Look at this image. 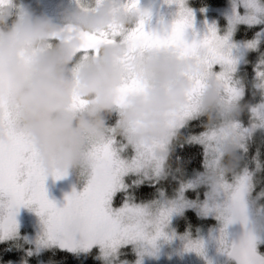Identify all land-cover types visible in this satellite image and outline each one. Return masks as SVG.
Instances as JSON below:
<instances>
[{"label": "snow or ice", "instance_id": "1", "mask_svg": "<svg viewBox=\"0 0 264 264\" xmlns=\"http://www.w3.org/2000/svg\"><path fill=\"white\" fill-rule=\"evenodd\" d=\"M170 2H175L179 8L170 30L163 33L146 31L147 13H141L138 23L130 30L113 24L108 30L86 34L85 44L79 51L85 58L88 54L98 55L100 44L112 43L123 36L129 50L122 62L129 68L138 54L154 50L172 51L180 58H191L201 71L189 76L193 83L185 94L186 102L168 114V136L151 144L134 145L136 156L130 162L120 158V149L115 147V135L111 129L102 143H90L87 152L91 161L90 179L82 192L73 191L66 196L67 203L63 207H57L47 196L45 181L49 174L41 168L37 152L27 134L20 130L18 108L9 106L0 98V242L16 238L19 208L35 205L33 210L41 218L43 226V243L73 253L86 252L99 245L105 255H110L119 246L130 242L154 246L157 239L165 236L163 229L171 214L191 205L181 194L179 202L159 208L153 216L148 206L130 203L125 195L123 206L113 207L119 194H126L130 187L142 183L141 180H133L129 185L125 177L131 174L149 179L151 173V177L156 178L155 183L166 172L173 142L178 141L186 123L200 112V97L207 87L209 77L221 83V99L225 108L231 109L238 103L243 96V88L238 85L235 74L246 53L258 51L264 42V28L253 39L242 44L235 42L232 37L239 25L252 27L264 24V0H233L229 27L223 35L211 25L202 36L196 34L191 40L187 38V32L193 28V11L185 7V0ZM124 7L129 11H139L138 0H128ZM255 72L257 83L254 87L264 92V54H261ZM144 87V83L137 77L129 76L118 89L117 107L124 106L129 95L141 92ZM86 103L82 98L73 97L74 108L83 107ZM251 111L256 115L261 114L264 112V103L253 107ZM261 120L264 126V117ZM240 127L235 120L222 119L220 124L210 130L206 129L193 139L214 152L218 164L223 141L232 136L237 137ZM183 147L180 144L176 149V159L179 161L184 159L180 154ZM66 174L60 171L51 173L55 179H61ZM193 187L189 183L182 192ZM251 190L247 173H241L235 183L228 182L221 174L213 195L223 191L227 196L226 203L212 207L204 205L205 212L214 211L223 221L219 238L221 250L237 264H264V257L257 252L259 238L248 228L247 198ZM236 222L245 227L244 235L238 244H228L226 230ZM187 250L203 254V242H189Z\"/></svg>", "mask_w": 264, "mask_h": 264}, {"label": "clouds", "instance_id": "2", "mask_svg": "<svg viewBox=\"0 0 264 264\" xmlns=\"http://www.w3.org/2000/svg\"><path fill=\"white\" fill-rule=\"evenodd\" d=\"M140 18V10H126L120 0H96L93 7L67 0L55 13L0 0V98L18 108L20 130L46 173L90 167L88 145L102 143L110 129L132 145L168 136V114L186 102L193 83L189 76L201 71L195 60L154 50L138 54L129 68L122 62L129 50L123 36L100 44L98 55L85 58L79 51L86 34L113 24L128 30ZM132 75L145 87L117 107L118 89ZM222 91L219 81L207 79L199 106L209 124L239 114L236 108H225ZM74 96L86 105L74 108ZM113 115L117 120L110 127ZM237 145L236 136L224 142L225 173L237 163Z\"/></svg>", "mask_w": 264, "mask_h": 264}, {"label": "rangeland", "instance_id": "3", "mask_svg": "<svg viewBox=\"0 0 264 264\" xmlns=\"http://www.w3.org/2000/svg\"><path fill=\"white\" fill-rule=\"evenodd\" d=\"M123 1L124 0L120 1V3L123 4ZM163 1L168 5V7L173 6L174 4L170 2V0ZM185 1L188 2L189 0ZM66 2L67 0H19L18 4L21 9L27 7L35 12L47 11L49 13H55ZM71 2L73 5L93 7L96 3V0H71ZM232 6L233 0H226L225 4L220 8L198 10L189 7L188 9H191L194 13L193 28L190 29L191 37L194 38L196 34L202 36L206 32L207 27L211 25H214L218 32L223 35L229 27V17L232 13ZM241 11H243V9H241ZM242 26L249 27L242 24L239 25L237 29ZM252 27L258 28V31L256 32L257 34L262 28H264V24ZM235 33L232 37L235 42L241 44L245 42L236 40ZM246 55L243 57L238 70L244 65ZM259 56L260 57H257L255 60V65H257L258 61L261 59V54ZM235 77L238 85L243 88L242 79L238 77L237 73L235 74ZM258 91H260L261 94V101L257 105L264 103V92L261 90ZM239 101L233 108L238 109ZM238 115L236 117L222 116L215 124L207 127L206 129L210 130L217 126L221 123L222 119L235 120L240 124L241 127L239 130V135L237 136L238 145L236 153V166L241 167L242 163L240 162V159L245 157L247 154V144L249 137L254 132H258L260 136L263 135L264 137V126H262L261 120V117H264V112L256 115L251 111V116L249 117L250 122L249 124L246 123L245 125L240 122ZM200 116H203L201 112H199V114L194 119ZM205 130L191 138V141L203 147L204 162L202 170L193 173L185 181L174 180L178 182V186L172 191V194L166 195L164 192L159 190L157 196L153 200L146 203H134L136 205L148 206L153 216L156 214L159 208L171 206L173 202H179L181 194L185 200L191 202V205L182 207L180 210L171 214L167 225L163 229L165 236H161L159 239H157L154 246L141 242H130L126 245L119 246L117 251L110 255H105L99 245L93 246L90 250L95 248L98 250L99 258L101 259L102 264H232L226 252L221 250V245L219 243L221 229L223 228V221L218 218L216 212H205L204 205L207 204L208 206L212 207L216 204L223 205L226 203L227 196L223 193V191H219L215 196L213 195L214 190L217 189L219 183V176L223 174L228 182L235 183L236 178L241 173H247L250 176V186L252 188L247 198L249 218L248 228L258 236L259 240L257 243V251L264 256V251L260 249L261 246H264V207L262 204L264 199V187L261 188L258 184L259 165L257 159L256 157L252 158L250 164L251 168L249 170L239 169L238 171L231 170L225 173L222 167L225 156L224 142L230 137L225 139L222 143V156L219 158V163L217 164L216 154L211 150L206 149L201 143H198L195 139H193L205 132ZM90 146L91 145L89 144L88 149ZM115 147L120 149L118 154L121 159L130 162L136 156L134 145L128 143L126 138L122 136L115 135ZM90 176V167H77L71 169L61 179H55L51 174H49L45 181L47 196L57 205V207H63L67 203L66 196L71 195L73 191L82 192L87 186ZM164 176L165 173L160 179H162ZM149 177V179H145L143 175L136 176L130 174L129 176L125 177V181L129 185H131L133 180H141L142 183L149 184L157 183H154L156 178L151 177V173H149ZM189 183L193 184L194 187L190 190L182 192L184 186ZM188 192L192 197L188 196ZM34 208L35 205L31 207L21 206L18 210L16 216L19 225L18 234L16 238L10 240L14 242L15 250L19 253L20 257L22 256L24 258L18 261H12L8 264H47L41 258L43 254L42 252L51 248H59L58 246H50L42 242L41 237L43 234V226L41 223V218L33 210ZM186 211L194 212L198 219L207 222L208 225L205 227L197 225L194 229L186 228L183 232L179 233L177 229L178 221L183 217ZM226 231L227 242L228 244H231L233 224L229 225ZM196 241L203 242V254H198L195 251L187 250V245L189 242ZM125 247L130 248L131 251L128 255L130 257H134L133 260L130 257H126L124 259L120 258V252ZM89 251H78L74 254L85 255Z\"/></svg>", "mask_w": 264, "mask_h": 264}, {"label": "trees", "instance_id": "4", "mask_svg": "<svg viewBox=\"0 0 264 264\" xmlns=\"http://www.w3.org/2000/svg\"><path fill=\"white\" fill-rule=\"evenodd\" d=\"M19 1V0H18ZM226 0H189V7L192 9H213L220 8L225 4ZM258 28L255 27H239L235 33V39L238 41L251 40ZM264 54V42L260 44L258 51H250L245 57L244 65L238 70L237 75L242 79L243 96L238 104L239 120L244 125L249 124L251 116V109L255 107L261 101V94L254 85L256 84V65L255 60L260 57V54ZM110 122V120H109ZM213 124H209L204 116L197 117L196 119L189 121L185 125V129L180 133L178 141L173 142L172 151L168 159L167 170L165 176L160 179L156 184L142 183L137 186L129 188L128 192L119 194L113 203V207H121L125 202V195L129 198V202L132 203H146L153 200L159 190L166 195L172 194L173 190L178 186L179 181H185L190 175L195 172L201 171L204 162V150L203 147L197 143L191 141V138L198 135L207 127ZM183 144V151L180 153L184 159L179 161L176 159L177 147ZM248 149L245 157L240 159L241 167H237L236 164L232 170L250 169L251 161L253 157H256L259 165V187H264V137L260 136L258 132H254L248 140ZM227 161V157L224 156L223 162ZM188 196L192 197L188 192ZM264 207V199L262 201ZM195 221V222H193ZM197 225L207 226V222H204L196 217V214L192 211H186L183 217L178 221L177 229L179 233L183 232L186 228L194 229ZM260 249L264 251V246ZM130 248L125 247L120 252V258L124 259L130 257ZM42 260L47 264H102L99 258L98 250L92 249L85 255H78L67 250H61L59 248H51L42 252ZM19 253L15 250L14 242L3 241L0 242V264H8L12 261H18L23 259ZM133 258L134 257H130ZM232 262V261H231ZM232 264H234L232 262Z\"/></svg>", "mask_w": 264, "mask_h": 264}, {"label": "flooded vegetation", "instance_id": "5", "mask_svg": "<svg viewBox=\"0 0 264 264\" xmlns=\"http://www.w3.org/2000/svg\"><path fill=\"white\" fill-rule=\"evenodd\" d=\"M127 2L128 0H124L123 5ZM172 3H174L173 6L168 7L163 0H138V8L141 13H147L145 19L146 31L163 33L165 30H170L171 24L177 18V13L179 11L178 5L175 2ZM185 7L189 8V1H185ZM136 24L130 25L128 30L135 27ZM187 38L189 40L193 39L190 34V29L187 32ZM116 120V115L110 118V127L115 125Z\"/></svg>", "mask_w": 264, "mask_h": 264}, {"label": "water", "instance_id": "6", "mask_svg": "<svg viewBox=\"0 0 264 264\" xmlns=\"http://www.w3.org/2000/svg\"><path fill=\"white\" fill-rule=\"evenodd\" d=\"M244 232H245V227L239 223V222H236L233 224V234H232V243H239L241 238L243 237L244 235ZM231 243V244H232ZM258 252V251H257ZM258 254L261 256V257H264L262 254H260L258 252ZM228 258L234 263V264H237V262L233 259V258H230L228 256Z\"/></svg>", "mask_w": 264, "mask_h": 264}]
</instances>
